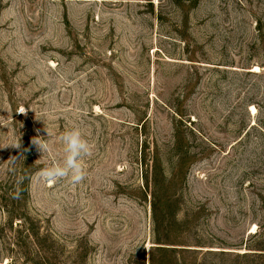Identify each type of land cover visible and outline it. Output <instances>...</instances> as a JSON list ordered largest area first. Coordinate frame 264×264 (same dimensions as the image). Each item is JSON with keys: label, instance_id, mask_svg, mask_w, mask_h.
<instances>
[{"label": "rangeland", "instance_id": "1", "mask_svg": "<svg viewBox=\"0 0 264 264\" xmlns=\"http://www.w3.org/2000/svg\"><path fill=\"white\" fill-rule=\"evenodd\" d=\"M0 264H264V0H0Z\"/></svg>", "mask_w": 264, "mask_h": 264}, {"label": "clouds", "instance_id": "2", "mask_svg": "<svg viewBox=\"0 0 264 264\" xmlns=\"http://www.w3.org/2000/svg\"><path fill=\"white\" fill-rule=\"evenodd\" d=\"M24 110L21 109V112ZM60 140L64 147L65 157L62 165H54L44 168L41 173V179L45 182H55L68 180L73 185H78L86 178V171L82 164V159L91 156V148L88 142L82 137L79 129L73 128L66 131ZM43 152L47 150L45 143H35ZM18 147V146H16Z\"/></svg>", "mask_w": 264, "mask_h": 264}, {"label": "bare ground", "instance_id": "3", "mask_svg": "<svg viewBox=\"0 0 264 264\" xmlns=\"http://www.w3.org/2000/svg\"><path fill=\"white\" fill-rule=\"evenodd\" d=\"M250 109H251L252 112H255V108L254 107L251 106Z\"/></svg>", "mask_w": 264, "mask_h": 264}, {"label": "trees", "instance_id": "4", "mask_svg": "<svg viewBox=\"0 0 264 264\" xmlns=\"http://www.w3.org/2000/svg\"><path fill=\"white\" fill-rule=\"evenodd\" d=\"M255 234H256V233H255ZM29 235L31 236V234H29ZM29 235H28V236H29Z\"/></svg>", "mask_w": 264, "mask_h": 264}]
</instances>
